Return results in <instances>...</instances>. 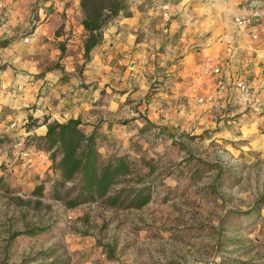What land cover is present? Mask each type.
<instances>
[{"label": "rangeland", "instance_id": "rangeland-1", "mask_svg": "<svg viewBox=\"0 0 264 264\" xmlns=\"http://www.w3.org/2000/svg\"><path fill=\"white\" fill-rule=\"evenodd\" d=\"M45 1L31 0L24 22L14 30L18 39L31 38L34 28L43 25V39L24 43L41 51L36 55L42 70L29 75L35 79L48 74L54 79L52 85L38 90L36 98L49 96L52 90L69 102L67 106L78 98L74 104L83 128L88 132L102 122L115 137L100 147L101 153L108 155L112 149L128 153L140 174H146L141 183L126 180L114 189L145 186L151 197L141 208L127 206L129 199L122 206L95 201L69 208L52 198L51 182L42 194L32 193L50 177L47 162L40 160L27 168L14 161L9 148H0V264H41L42 251L66 258L69 264H216L220 260L264 264V205L260 212L244 213L264 196V154L245 147L240 148L245 153H232L207 130L200 131V125L184 128L157 123L165 117L159 108L169 112L174 106L156 95L161 91L171 95V72L155 70L145 95L127 97L117 112H111L110 97L119 90H109L108 71L86 68L91 57L87 60L83 54L86 32L78 0L40 5ZM130 88L131 92L139 90L137 85ZM27 103L20 110L38 109L40 119L52 111L43 101L38 108ZM65 112L61 117L69 116ZM147 120L156 127L140 133ZM106 122L115 124L112 130ZM141 157L151 163L150 172ZM75 182L67 183L64 191L73 190ZM30 227L45 231L10 238Z\"/></svg>", "mask_w": 264, "mask_h": 264}, {"label": "crops", "instance_id": "crops-1", "mask_svg": "<svg viewBox=\"0 0 264 264\" xmlns=\"http://www.w3.org/2000/svg\"><path fill=\"white\" fill-rule=\"evenodd\" d=\"M1 1L10 12L8 28L0 29V148L3 150L15 137L45 134L44 124L26 128L30 115L41 121L37 115L38 109L35 112L32 108L20 110L23 106H29L27 102L34 103L35 108H38L43 101L52 110L46 114L49 121L64 122L70 117L75 118L79 109L74 104L78 98H74L67 106L68 101L60 98L54 90L49 96L36 98L38 90L52 85L54 79L50 80L48 74L35 79V76L29 75L42 70L37 63L40 56L36 55L41 51L35 46H27L23 38L18 39L15 35V27L24 22L26 7L31 0ZM52 1L57 6L62 5V0H48L40 2V5L46 6ZM173 1L131 0L127 2L131 15L117 17L113 24L104 29L102 44L97 46L86 68L95 66L100 72L108 71L109 74L105 75L110 81L108 89L111 92V88L119 90L118 93H112L109 110L117 112L118 106L123 105L127 97L134 99L138 94L145 95L155 70L171 72V95L168 97L162 91L156 95L167 98L164 102H173L174 106L173 109L169 107V112L159 108L158 112H163L161 115L165 117L157 123L168 122L184 128L191 123L200 125V131L207 130L211 138L224 142L232 153H245L240 149L245 147L248 151L264 154V112H258L254 107L244 110V107L235 105L229 112L221 114L210 109L207 104L196 102L198 96L214 90L220 79H242L249 83L259 103L264 104V19L250 33L233 23L236 15L248 13V5L244 0ZM163 3L169 4L172 13L167 31L162 28ZM39 9L42 10L41 7ZM42 26L34 28L29 41L43 39ZM224 33H230L229 44L222 39ZM126 53L130 58L120 63L119 60ZM208 57L220 65L219 78L201 75V63ZM118 66L121 67L120 74L115 71ZM131 84L139 86V90L131 92ZM51 95L59 101L56 102L54 98V101L51 100ZM115 96L118 98L113 99ZM176 108L181 109L176 112ZM64 110L69 115L66 118L60 115ZM12 121L16 123L14 128L10 127ZM106 125L112 130L115 124L106 122ZM6 138H10V143L2 142ZM227 138L230 141H226ZM42 161L47 162L48 168V155Z\"/></svg>", "mask_w": 264, "mask_h": 264}, {"label": "trees", "instance_id": "trees-1", "mask_svg": "<svg viewBox=\"0 0 264 264\" xmlns=\"http://www.w3.org/2000/svg\"><path fill=\"white\" fill-rule=\"evenodd\" d=\"M130 1L78 0L81 26L86 32L82 47L87 60L96 51L97 46L102 44L103 31L107 25L113 24L112 21H115L119 16L131 15L127 9V2ZM41 124L46 125L45 134L30 137V142L36 150L48 155L50 177L37 184L32 190L33 194H42L47 182H51L50 195L52 198L62 200L69 208L95 201H101L110 206H122L127 202V199H129L127 206L141 208L150 201V192L145 186L133 190L126 187L114 189L126 180H137L141 183L146 174H140L136 167L137 164L128 153L117 149H112L108 155L101 153L100 147L104 144L108 146L115 138L105 129L102 122L95 123L87 132L83 128L82 119L79 116L59 122L57 120L49 121V116L46 115L41 118V121L30 115L25 126L27 129H32ZM155 127V124L147 120L146 126L140 127L139 132ZM9 139H3L2 142L5 143ZM140 160L144 164H148V172L153 169L150 167L149 161H145L142 157ZM73 181H76L73 190L64 191L65 185ZM263 205L264 196L244 213L260 212ZM44 231V227H30L12 233L10 238L14 240L16 236L22 234L36 236ZM107 251L110 256L111 250L107 248ZM39 256L41 264H69L66 258L54 257V253L51 251H42ZM47 259L50 261L43 262ZM216 264H226V262L220 260Z\"/></svg>", "mask_w": 264, "mask_h": 264}, {"label": "built area", "instance_id": "built-area-1", "mask_svg": "<svg viewBox=\"0 0 264 264\" xmlns=\"http://www.w3.org/2000/svg\"><path fill=\"white\" fill-rule=\"evenodd\" d=\"M246 2L248 13L245 15H236L233 18V23L238 28L247 29L250 33L256 29L258 23L264 19V0H244ZM162 9V28L164 31L168 29V23L172 16L168 3L161 5ZM10 12L5 6L4 2L0 0V29H6L9 26ZM114 23V21H112ZM256 37V34H253ZM222 39L225 43L231 42L230 33H224ZM24 42H28L29 38L24 37ZM128 53L124 54L119 60L129 59ZM201 75L203 77H220L221 67L218 63L214 62L211 57L206 58L201 63ZM196 102L199 104H207L212 110L219 111V113L229 112V109L235 105L248 108H256L258 112H264V104L259 103V99L255 96L251 86L245 80L232 79L230 81L219 80L216 83L215 89L204 95L198 96ZM253 110V109H252ZM16 123L12 121L10 127L14 128ZM14 161L19 160L21 165L32 168L37 165L38 161L47 159V154L35 149L34 145L30 142V136L15 137L8 146Z\"/></svg>", "mask_w": 264, "mask_h": 264}]
</instances>
